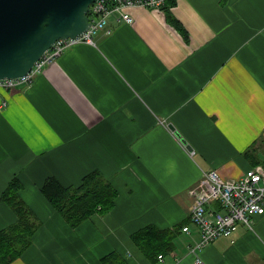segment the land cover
Masks as SVG:
<instances>
[{"label":"crops","instance_id":"crops-1","mask_svg":"<svg viewBox=\"0 0 264 264\" xmlns=\"http://www.w3.org/2000/svg\"><path fill=\"white\" fill-rule=\"evenodd\" d=\"M130 12L131 24L110 15L94 45L68 48L29 85L0 89V194L17 176L41 222L11 264H99L110 253L153 264L132 233L189 219L203 172L236 180L264 168V0H175L187 40L161 9ZM91 171L115 187V205L72 229L38 189L48 176L74 186ZM14 219L0 203V229ZM189 228L155 264L194 263L200 232ZM196 254L264 264V214Z\"/></svg>","mask_w":264,"mask_h":264},{"label":"built area","instance_id":"built-area-1","mask_svg":"<svg viewBox=\"0 0 264 264\" xmlns=\"http://www.w3.org/2000/svg\"><path fill=\"white\" fill-rule=\"evenodd\" d=\"M165 1L97 0L90 7V26L86 32L74 38L57 40L27 75L17 79L0 80V89L10 90L29 85L34 77L68 48L78 44L94 45V37L107 30L110 15L115 14L119 21L131 24V9H160ZM190 193L193 195V203L189 220L200 232L199 241L190 250L196 258L193 264H204L197 256V251L218 238L231 237L238 225L252 229L253 217L264 214V168L254 166L236 180H224L215 170L203 172L199 183ZM215 204L219 205V209L215 208ZM189 227L190 225L184 226L182 232L189 233ZM163 258V255H158L157 260L161 262Z\"/></svg>","mask_w":264,"mask_h":264},{"label":"trees","instance_id":"trees-1","mask_svg":"<svg viewBox=\"0 0 264 264\" xmlns=\"http://www.w3.org/2000/svg\"><path fill=\"white\" fill-rule=\"evenodd\" d=\"M175 0H166L161 6L166 22L174 27L183 37L188 33L171 12ZM22 181L12 177L0 194V202L13 212L14 222L0 229V264H11L30 247L40 223L28 204L21 198ZM39 192L51 209L58 213L70 228L75 229L94 214H106L112 210L118 195L117 190L100 172L85 174L79 184L64 185L56 177H46ZM219 209V205L215 204ZM184 220L172 228L160 229L146 225L131 235V240L142 255L151 263L157 262L158 255L166 256L173 252L175 240L182 233V228L190 225ZM124 259L117 253H110L100 259L99 264H124Z\"/></svg>","mask_w":264,"mask_h":264},{"label":"water","instance_id":"water-1","mask_svg":"<svg viewBox=\"0 0 264 264\" xmlns=\"http://www.w3.org/2000/svg\"><path fill=\"white\" fill-rule=\"evenodd\" d=\"M96 1L0 0V80L27 75L58 39L86 32Z\"/></svg>","mask_w":264,"mask_h":264},{"label":"rangeland","instance_id":"rangeland-1","mask_svg":"<svg viewBox=\"0 0 264 264\" xmlns=\"http://www.w3.org/2000/svg\"><path fill=\"white\" fill-rule=\"evenodd\" d=\"M43 71V70H42ZM42 71H41V73H42ZM33 188L32 187H27L26 189H25V196H26V198L28 199V202L30 203V204H34V206H37L38 205V203H36L35 201H34V196H33V194H34V192H33ZM39 190V189H38ZM40 193V192H39ZM41 195V194H40ZM42 196V195H41ZM1 203V202H0ZM39 208H40V212H42L43 211V207L41 206V205H39ZM37 221H38V223H41L40 222V219H38V217H37ZM6 228V227H5ZM181 240V238H179L177 241H180Z\"/></svg>","mask_w":264,"mask_h":264},{"label":"bare ground","instance_id":"bare-ground-1","mask_svg":"<svg viewBox=\"0 0 264 264\" xmlns=\"http://www.w3.org/2000/svg\"><path fill=\"white\" fill-rule=\"evenodd\" d=\"M59 40V39H58ZM51 49V48H50Z\"/></svg>","mask_w":264,"mask_h":264}]
</instances>
